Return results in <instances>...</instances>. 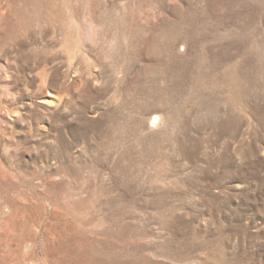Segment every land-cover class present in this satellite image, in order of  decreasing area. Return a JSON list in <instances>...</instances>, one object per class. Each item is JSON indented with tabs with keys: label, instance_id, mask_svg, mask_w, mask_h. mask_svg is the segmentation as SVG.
Masks as SVG:
<instances>
[{
	"label": "rangeland",
	"instance_id": "obj_1",
	"mask_svg": "<svg viewBox=\"0 0 264 264\" xmlns=\"http://www.w3.org/2000/svg\"><path fill=\"white\" fill-rule=\"evenodd\" d=\"M0 264H264V0H0Z\"/></svg>",
	"mask_w": 264,
	"mask_h": 264
},
{
	"label": "bare ground",
	"instance_id": "obj_2",
	"mask_svg": "<svg viewBox=\"0 0 264 264\" xmlns=\"http://www.w3.org/2000/svg\"><path fill=\"white\" fill-rule=\"evenodd\" d=\"M53 20L52 23H58L59 27L64 30L65 32V37H64V45L67 46L70 42V34L67 32V29L72 26V22L70 19V16H68L67 14H57L53 16ZM61 30V32H62ZM62 45V43H61ZM43 82V81H42ZM45 86V85H44ZM50 94V93H49ZM160 121V118L158 116H155L154 118L151 119V126L152 127H157L158 123Z\"/></svg>",
	"mask_w": 264,
	"mask_h": 264
}]
</instances>
